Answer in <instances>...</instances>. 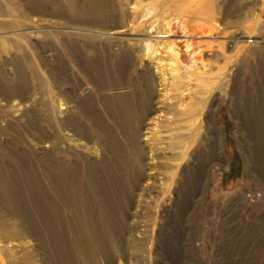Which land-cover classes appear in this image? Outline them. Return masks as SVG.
I'll list each match as a JSON object with an SVG mask.
<instances>
[{"label": "rangeland", "instance_id": "1", "mask_svg": "<svg viewBox=\"0 0 264 264\" xmlns=\"http://www.w3.org/2000/svg\"><path fill=\"white\" fill-rule=\"evenodd\" d=\"M36 1L0 0V210L25 233L0 231V264H264V0H221L213 34L200 0H106L109 31L75 24L89 0ZM199 101V133L174 160L170 120Z\"/></svg>", "mask_w": 264, "mask_h": 264}, {"label": "bare ground", "instance_id": "2", "mask_svg": "<svg viewBox=\"0 0 264 264\" xmlns=\"http://www.w3.org/2000/svg\"><path fill=\"white\" fill-rule=\"evenodd\" d=\"M38 1V0H37ZM36 1V2H37ZM221 0H200V3H199V8H198V10H199V13H200V16H201V18H202V20H203V22L202 23H205V27H203V29H202V32L203 33H205V34H213L214 33V31H216V30H220V26L221 25H219V19H218V17H217V14L219 13V11L222 9V6H221V2H220ZM33 2V1H32ZM232 2V1H231ZM34 3V2H33ZM35 4V8L36 9H40V8H42V7H40V5H41V3H39L38 4V2H37V5H36V3H34ZM107 2H106V0H89V2H88V6H87V9L84 11V14L83 15H85L86 16V20H80V17L78 18V19H76L75 18V24L77 25V23H85V24H89V25H91L92 27H94V28H98V29H104V30H110L111 28H108L109 27V25H108V27H107V22L110 20V18H113V13L112 12H110L109 10H108V7H107ZM231 4V3H230ZM224 5V4H223ZM76 8V7H75ZM71 9V8H70ZM109 9L110 10H112V7L110 8V6H109ZM225 9V8H224ZM223 9V10H224ZM62 11V10H61ZM197 11V10H196ZM233 12V11H236V9H230V12ZM39 12V11H38ZM224 12V11H223ZM227 13V16H228V12H226ZM54 15H56V14H54ZM62 16L61 17H66L65 16V14H64V12H62V14H61ZM77 15V14H76ZM80 15V14H79ZM68 16V15H67ZM9 17V16H8ZM58 17V16H57ZM12 18H14V17H12ZM16 18V17H15ZM14 18V19H15ZM20 18V17H19ZM236 21H233L236 25H239V24H242V23H244L245 21L243 20V19H240V18H236L235 19ZM13 21H16V20H13ZM72 21V20H71ZM225 21V20H224ZM74 22H72V23H74ZM114 22V21H113ZM225 23H227V22H225ZM8 24V22H7V20H6V18L4 17V16H0V27L1 26H3V25H7ZM74 24V25H75ZM78 24V25H79ZM73 25V24H72ZM71 25V26H72ZM73 25V26H74ZM88 25V26H89ZM227 25H229V24H227ZM204 26V25H203ZM230 26V25H229ZM202 27V26H201ZM228 27V26H227ZM2 28V27H1ZM79 28H80V26H79ZM84 28V27H83ZM118 28V27H117ZM82 29V28H81ZM85 29V28H84ZM92 29V28H91ZM153 29H154V27H153ZM112 30V29H111ZM167 31V30H166ZM170 31H172V30H168V32H170ZM168 32H166V33H168ZM101 33L102 34H108V33H106V32H102L101 31ZM169 35L168 34H160V35H157V37H161V39L162 38H167ZM235 40V38H232V41H234ZM89 47V46H88ZM76 49V48H75ZM151 50V51H150ZM166 50H167V52L168 53H170V54H172V58H170V61H171V63H172V65H173V63H175L176 64V61H178V57H179V51L176 49V46H175V44H174V42H171V41H168L167 42V45H166ZM76 51V50H75ZM82 51V50H81ZM79 52V51H78ZM78 52H76V53H78ZM124 52V51H123ZM159 51L157 50V47H152V46H150V48H149V50H148V53H146L145 54V57L149 60L150 59V61H154V62H156L157 63V69H156V72H157V74H159V76H161V78L162 79H165V74H164V69H162V66H161V64H160V57H157L156 55L154 56V53H158ZM125 53V52H124ZM149 53H151V54H149ZM167 53V54H168ZM122 54V53H121ZM81 55V54H80ZM162 55V54H161ZM131 58H132V54H130V53H126V54H124L123 56H120V58H119V63H120V65H121V68H122V66H125V68H126V66H127V64H128V62L129 61H131ZM84 59V58H83ZM92 60V59H91ZM13 62V61H12ZM18 62V61H17ZM95 65V64H94ZM98 65V64H97ZM169 65H170V63H169ZM118 66V65H117ZM14 67V66H13ZM94 67V66H93ZM19 68V67H18ZM23 68V67H22ZM120 68V69H121ZM128 68V67H127ZM16 69V68H15ZM119 69V70H120ZM171 70V72H172V74H178L179 72H178V69H176V68H173V67H171L170 68ZM125 70V69H124ZM116 71H117V69H116ZM5 72V71H4ZM178 72V73H177ZM118 73V72H117ZM15 74H16V76L17 77H20V76H22V74L23 73H21L20 72V70H16L15 71ZM179 75V74H178ZM180 77V76H179ZM14 78V77H13ZM12 78V79H13ZM16 78V77H15ZM175 78V77H174ZM177 78V77H176ZM11 82V81H10ZM117 83V82H116ZM117 85V84H116ZM117 87V86H116ZM25 88H26V86H25V82H24V80H23V78L21 79V78H17V80L13 83V84H11V85H9L8 86V90H5V91H8V92H10V94H13L14 96H17V95H19V94H21V93H23L22 91H24L25 90ZM118 88V87H117ZM7 89V88H6ZM119 90V89H118ZM118 90H116V91H118ZM122 92V91H121ZM153 93V92H152ZM121 94V93H120ZM149 95V94H148ZM152 95V94H151ZM2 96V95H1ZM118 96V95H117ZM163 97V96H162ZM115 98V97H114ZM169 99V98H168ZM145 100V99H144ZM144 100H142V101H144ZM172 101V100H171ZM122 102V101H121ZM145 102V101H144ZM127 103H129V102H127ZM146 103V102H145ZM151 103H152V101H151ZM150 103V104H151ZM118 104V103H117ZM169 104H171V103H169ZM119 105V104H118ZM128 105V104H127ZM144 105V104H143ZM145 106H147V105H145ZM123 107V106H122ZM129 107H131L130 105H129ZM119 108H121V107H119ZM126 109H124L125 110V114L122 116V118H123V122H124V124H125V129H126V131H127V134H128V139L132 142V143H134L135 142V144H136V137H137V133H136V131H137V127H136V124H135V120H134V118H133V116L131 115V113H130V111L128 110V109H131V108H127V107H125ZM147 108V107H146ZM204 108H205V105H201L200 104V101H199V103H197V105H194V106H192V107H190L186 112H178L179 113V115H177V117H175L174 119H172V120H170V122H171V128H170V130L172 131V143L169 145V148L171 149V150H173L172 152H173V158H175L174 160H177V159H179V158H182L185 154H187V149H188V147H189V145H188V143H189V140L190 139H188L190 136H191V134H190V132H192V135H196L197 133H199L198 131H199V127L198 128H195V122L198 120V118L199 117H201V115H202V112H203V110H204ZM142 108H140V110H141ZM145 109V108H144ZM117 110H118V108H117ZM150 110V109H149ZM149 110H147V111H149ZM151 110H152V108H151ZM150 110V111H151ZM119 111V110H118ZM158 111V110H157ZM121 112V111H120ZM160 112V111H159ZM158 112V115H157V117L156 118H160L161 117V113H159ZM161 112H162V110H161ZM123 113V112H122ZM133 113V112H132ZM118 114H120V113H118ZM147 115V114H146ZM184 116V117H183ZM186 116H188L187 117V119H186ZM141 117V116H140ZM145 118H146V116H145ZM167 119V118H166ZM120 120V119H119ZM156 120V119H155ZM157 121H159V120H157ZM213 122V124H214V121H212ZM157 122H155V124H156ZM67 127L68 128H70V131H72V132H74V134L76 135L77 134V132H76V130H75V128L76 127H74L73 126V124L71 125V123L69 122L68 124H67ZM38 128H37V126L35 125V126H31V127H29V131L30 132H38V130H37ZM41 129V128H40ZM216 131H215V140L216 141H218L219 142V144H220V136H219V132H218V130L217 129H215ZM181 132V133H180ZM187 139H188V141H187ZM192 140V139H191ZM139 144V143H138ZM133 146H134V158L136 159V160H138V163L140 162H142V160H143V157H144V153H143V150H142V148H141V145H137V147H136V145H134L133 144ZM218 146H220V145H217V147ZM182 150V152H180ZM123 152V151H122ZM179 152H180V154H179ZM125 153H123V155H124ZM216 155L218 156V154L216 153ZM120 160H122V163L124 164V166L127 164H129V159L127 160V158L126 157H122V159H120ZM132 162V161H131ZM130 162V163H131ZM130 165V164H129ZM128 165V166H129ZM132 165V164H131ZM142 166V164L138 167L137 166V173H136V175H134L133 176V178H131L132 176H131V174L129 173V175L127 176V177H125V179L127 178V182H129V185H131V187H130V189H132L133 187H135V184H136V182H139L140 181V179H141V173H142V170H141V167ZM130 172V171H129ZM127 173V172H126ZM69 183V182H68ZM70 184V183H69ZM70 188H71V186H69ZM69 189V188H68ZM7 195V194H6ZM9 206H10V204H9ZM12 206V205H11ZM6 211V210H5ZM9 211V210H8ZM12 211H14L13 213L14 214H16V216H19V217H23V218H25V214L23 213V211L19 208V207H17V206H13V209H12ZM6 217V216H5ZM5 217H4V215L2 214V212H1V210H0V231L1 232H3V234L5 235L4 237H7V240H17V239H23V237H25L24 236V232L22 231V230H20L15 224H13V223H10V221L9 220H6L5 219ZM28 220V219H27ZM9 221V222H8ZM25 224V223H24ZM19 226V225H18ZM24 226H26V225H24ZM32 226V225H31ZM26 229V228H25ZM28 229V228H27ZM26 229V230H27ZM28 231V230H27ZM38 231V230H37ZM29 232V231H28ZM32 232V231H31ZM31 234V233H30ZM29 236H32V235H29ZM38 236V235H37ZM40 236V235H39ZM26 237H28V236H26ZM2 238V237H1ZM0 238V239H1ZM3 239V238H2ZM24 240V239H23ZM97 240V239H96ZM2 241V240H1ZM10 242V241H9ZM14 242V241H13ZM102 247V246H101ZM31 253V252H30ZM35 255V254H34ZM26 260V259H25Z\"/></svg>", "mask_w": 264, "mask_h": 264}]
</instances>
